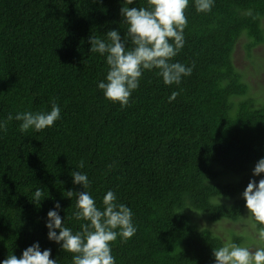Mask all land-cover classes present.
<instances>
[{
	"label": "trees",
	"instance_id": "1",
	"mask_svg": "<svg viewBox=\"0 0 264 264\" xmlns=\"http://www.w3.org/2000/svg\"><path fill=\"white\" fill-rule=\"evenodd\" d=\"M122 6L125 0H0V120L50 111L53 100L61 108L51 128L22 133L13 119L0 132V260L39 241L57 264H72L73 254L47 239L44 221L59 201L66 227L76 232L85 223L73 217L76 197H67L84 190L70 176L81 163L98 207L112 190L133 212L135 235L112 242L116 264H213V249L243 242L242 233L223 239L194 217L243 220L242 193L250 179L264 178L253 176L264 157V103L255 107L247 97L233 59L241 38L247 50L264 42V0H215L209 13L189 0L185 44L172 62L195 65L192 74L165 85L145 70L123 108L97 88L107 65L88 42L113 28L123 37Z\"/></svg>",
	"mask_w": 264,
	"mask_h": 264
},
{
	"label": "clouds",
	"instance_id": "2",
	"mask_svg": "<svg viewBox=\"0 0 264 264\" xmlns=\"http://www.w3.org/2000/svg\"><path fill=\"white\" fill-rule=\"evenodd\" d=\"M125 3L128 7L120 9L122 22L127 25L123 37L119 29L113 28L106 32V38L93 35L88 38L89 52L100 54L107 65L105 77L97 82V88L105 99L118 102L122 108L129 105L145 70H156L165 85H179L195 67L172 62L185 44L184 30L188 25L185 10L189 0H147V7H129L136 4V0H125ZM214 3L215 0H194L197 13L211 12ZM175 98L176 93H173L169 102ZM13 119L20 122L19 131L22 133L29 130L40 132L61 119V108L53 100L50 111L9 114L6 120H0V132H6L8 122ZM79 168H83L82 163L77 170L70 172V176L72 183L84 190H68L67 197H76L73 217L85 223L76 232L66 227L65 218L60 215L61 205L56 201L44 221L47 239L59 245L64 253H72V264H116L112 242L118 237L126 242L135 235L137 228L133 212L127 205L117 202V195L112 190L104 194L102 207H98L93 196L86 191L90 187L89 178ZM261 174H264V157L253 168V176ZM41 195V189H36L32 201L40 203ZM242 198L248 216L258 228L257 239L264 241V178L259 181L250 179ZM51 256V248L42 249L40 242L34 241L22 250L19 257L8 255L0 260V264H57ZM212 257L213 264H264V246L253 249L228 242L213 249Z\"/></svg>",
	"mask_w": 264,
	"mask_h": 264
},
{
	"label": "rangeland",
	"instance_id": "3",
	"mask_svg": "<svg viewBox=\"0 0 264 264\" xmlns=\"http://www.w3.org/2000/svg\"><path fill=\"white\" fill-rule=\"evenodd\" d=\"M264 23V19H263ZM247 41L241 38L233 51L234 64L242 75V79L248 84L247 97L253 99L255 107L262 106L264 103V42L256 45L250 50L246 49ZM244 219L239 222H230L222 220L219 222H209L203 214H197L194 219L201 222L203 226L211 228L214 232L223 236V239L229 238L232 231L237 234H243L244 247L256 248L262 246L264 241L257 239V229L246 212ZM228 243V242H226Z\"/></svg>",
	"mask_w": 264,
	"mask_h": 264
}]
</instances>
